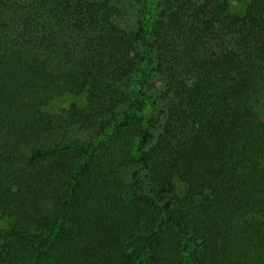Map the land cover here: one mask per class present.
<instances>
[{
	"label": "trees",
	"instance_id": "obj_1",
	"mask_svg": "<svg viewBox=\"0 0 264 264\" xmlns=\"http://www.w3.org/2000/svg\"><path fill=\"white\" fill-rule=\"evenodd\" d=\"M0 215V264H264V0H0Z\"/></svg>",
	"mask_w": 264,
	"mask_h": 264
},
{
	"label": "rangeland",
	"instance_id": "obj_2",
	"mask_svg": "<svg viewBox=\"0 0 264 264\" xmlns=\"http://www.w3.org/2000/svg\"><path fill=\"white\" fill-rule=\"evenodd\" d=\"M151 103H152V105L147 108V110L144 114L147 119H150L151 117H157L160 114L159 113L160 106H159L158 102L156 101L154 103V102H152V99H151ZM150 130L152 131L154 136L157 135L160 131L159 123H157V126L155 128H154V126L151 127ZM73 135L75 138H81L82 137V133H80V132H77V133L73 132ZM7 225H8L7 217L0 215V233L6 229Z\"/></svg>",
	"mask_w": 264,
	"mask_h": 264
}]
</instances>
